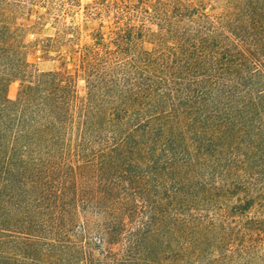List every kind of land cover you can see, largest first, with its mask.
Segmentation results:
<instances>
[{"label":"trees","instance_id":"obj_1","mask_svg":"<svg viewBox=\"0 0 264 264\" xmlns=\"http://www.w3.org/2000/svg\"><path fill=\"white\" fill-rule=\"evenodd\" d=\"M223 1L216 13L152 4L159 32L113 30L81 57L82 101L64 72L28 69L0 18V241L14 251L0 264H130L155 231L154 217L135 229L132 220L188 193L193 165L177 158L180 142H264V0ZM68 140L75 159L62 165Z\"/></svg>","mask_w":264,"mask_h":264},{"label":"rangeland","instance_id":"obj_2","mask_svg":"<svg viewBox=\"0 0 264 264\" xmlns=\"http://www.w3.org/2000/svg\"><path fill=\"white\" fill-rule=\"evenodd\" d=\"M165 1L172 2L0 0V18L11 27L2 29L8 35V47L20 51L28 69L64 72L75 80L82 101L88 91V74L81 67V57L87 49L98 43L109 45L119 26L144 25L145 30L159 32L160 21L151 16L152 4ZM187 1L209 13L224 8L223 0ZM120 61L112 57V62ZM1 70L0 66V74ZM6 78H11L6 94L15 100L21 80L16 72ZM84 143L92 151L101 142ZM180 143L183 147L177 158L189 159L193 165L182 176L191 178L188 193L176 204H164L154 214L142 210L132 220L135 229L154 217L155 231L137 248L130 264H264V142ZM60 146L59 164L73 161L76 142L68 140ZM5 241H0V252L14 253L12 244ZM126 244L122 241L114 249H124ZM97 248L92 243L87 250L104 259Z\"/></svg>","mask_w":264,"mask_h":264}]
</instances>
